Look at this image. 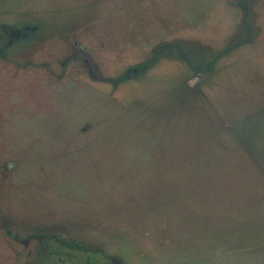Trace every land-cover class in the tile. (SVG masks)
<instances>
[{"label": "rangeland", "instance_id": "1", "mask_svg": "<svg viewBox=\"0 0 264 264\" xmlns=\"http://www.w3.org/2000/svg\"><path fill=\"white\" fill-rule=\"evenodd\" d=\"M40 235L264 264V0H0V264Z\"/></svg>", "mask_w": 264, "mask_h": 264}, {"label": "trees", "instance_id": "2", "mask_svg": "<svg viewBox=\"0 0 264 264\" xmlns=\"http://www.w3.org/2000/svg\"><path fill=\"white\" fill-rule=\"evenodd\" d=\"M82 249L85 250L83 246L77 245L75 247L73 243L65 242L64 240L60 241L51 236H42L39 240L37 253L41 262L45 264H62L63 259H76L79 256L81 257V252H74ZM91 255H88L89 258H91Z\"/></svg>", "mask_w": 264, "mask_h": 264}, {"label": "flooded vegetation", "instance_id": "3", "mask_svg": "<svg viewBox=\"0 0 264 264\" xmlns=\"http://www.w3.org/2000/svg\"><path fill=\"white\" fill-rule=\"evenodd\" d=\"M42 236H50V235H40L39 236V239L42 237ZM56 239V238H55ZM58 240V239H57ZM75 247H77V245H79V246H81L79 243H74L73 244ZM71 250H73V249H71ZM81 250H79V251H75L74 253H78V252H80ZM95 253H97V252H95ZM81 254V257L79 256V257H77L76 259H63L62 260V264H98V256L96 255V254H92L91 255V258H89V256H88V260H83V257H82V253H80ZM98 254V253H97ZM74 255H77V254H74ZM99 255V254H98ZM39 256V255H38ZM86 262V263H85ZM38 263L39 264H45V263H43V262H41V260H40V258L38 257ZM46 264H49V263H46ZM107 264V263H106Z\"/></svg>", "mask_w": 264, "mask_h": 264}]
</instances>
